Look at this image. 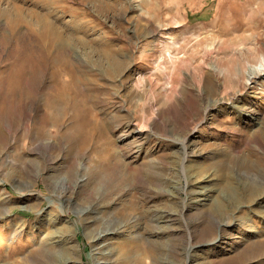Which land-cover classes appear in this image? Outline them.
Masks as SVG:
<instances>
[{
	"label": "rangeland",
	"instance_id": "1",
	"mask_svg": "<svg viewBox=\"0 0 264 264\" xmlns=\"http://www.w3.org/2000/svg\"><path fill=\"white\" fill-rule=\"evenodd\" d=\"M65 245L264 264V0H0V264Z\"/></svg>",
	"mask_w": 264,
	"mask_h": 264
},
{
	"label": "bare ground",
	"instance_id": "2",
	"mask_svg": "<svg viewBox=\"0 0 264 264\" xmlns=\"http://www.w3.org/2000/svg\"><path fill=\"white\" fill-rule=\"evenodd\" d=\"M44 257H45V261L47 263H49L50 261H57L58 260V262H56V263L54 262V264H65V262L71 260L72 250L69 246L65 245L64 249L62 250V253L46 252L44 254L43 258ZM24 262H25V264H33L30 259H26Z\"/></svg>",
	"mask_w": 264,
	"mask_h": 264
}]
</instances>
